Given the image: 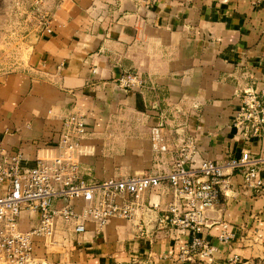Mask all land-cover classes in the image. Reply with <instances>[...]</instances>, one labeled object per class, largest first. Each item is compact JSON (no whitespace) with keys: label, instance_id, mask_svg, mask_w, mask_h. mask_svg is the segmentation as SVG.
<instances>
[{"label":"crops","instance_id":"obj_1","mask_svg":"<svg viewBox=\"0 0 264 264\" xmlns=\"http://www.w3.org/2000/svg\"><path fill=\"white\" fill-rule=\"evenodd\" d=\"M44 8L50 31L31 36L21 67L0 72L1 142L20 148L28 165L56 153L72 107L85 116L79 162L86 179L167 172L186 137L195 142L194 166L264 149V131L245 139L232 124L239 89L264 78V0H44ZM126 71L147 86H117ZM158 108L167 114L162 153L151 140ZM256 176L264 181V164ZM222 180L197 233L211 254L182 264H264V182L257 192L227 166ZM128 198L139 204L133 219L110 217L100 229L88 220L79 233L57 220L55 242L36 237L26 264H172L192 233L159 222L174 201L169 182ZM37 222V212L21 211V229Z\"/></svg>","mask_w":264,"mask_h":264},{"label":"built area","instance_id":"obj_2","mask_svg":"<svg viewBox=\"0 0 264 264\" xmlns=\"http://www.w3.org/2000/svg\"><path fill=\"white\" fill-rule=\"evenodd\" d=\"M42 30L50 31L48 15L42 22ZM114 82L126 91L147 86V82L132 71L121 73ZM150 85H153L151 80ZM238 92L240 103L232 124L247 139L264 131V78L259 81L251 79ZM156 114L158 123L151 128L152 147L162 153L169 147L162 131L167 114L159 108ZM86 132L84 114L72 107L62 117L56 153L50 157H37L32 165L26 163L20 148L8 150L0 138V261L28 263L36 237L51 244L55 242L57 220L63 224L71 223L72 231L77 233L84 231L88 220L98 229L110 217L131 220L139 204L128 196L166 180L174 201L167 206L159 222L192 233L191 240L172 263L182 264L193 254H211L212 246L197 233L204 226L205 210L217 202L221 193L224 166L238 171L244 183L257 192L263 186L264 181L256 176V169L264 164V149L255 156L244 150L238 158L227 159L224 165L202 160L194 166L196 147L191 137L174 146L173 160L167 172L86 179L85 168L79 162L81 139ZM58 200L65 202L56 205ZM72 200H82L83 204L77 207ZM23 209L38 213V222L28 229L19 227ZM221 226L225 228L226 224L222 222ZM137 228L144 233L141 226L137 225ZM220 236L226 241L231 234L224 230ZM232 260L236 261L237 257Z\"/></svg>","mask_w":264,"mask_h":264},{"label":"rangeland","instance_id":"obj_3","mask_svg":"<svg viewBox=\"0 0 264 264\" xmlns=\"http://www.w3.org/2000/svg\"><path fill=\"white\" fill-rule=\"evenodd\" d=\"M47 15L44 0H0V72L24 64L31 36Z\"/></svg>","mask_w":264,"mask_h":264}]
</instances>
